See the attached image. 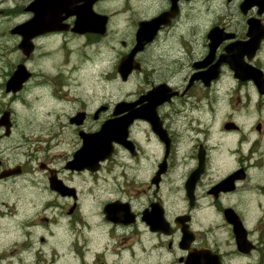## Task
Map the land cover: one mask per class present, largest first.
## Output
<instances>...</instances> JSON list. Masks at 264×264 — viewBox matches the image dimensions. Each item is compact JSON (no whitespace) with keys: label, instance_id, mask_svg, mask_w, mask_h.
<instances>
[{"label":"clouds","instance_id":"clouds-1","mask_svg":"<svg viewBox=\"0 0 264 264\" xmlns=\"http://www.w3.org/2000/svg\"><path fill=\"white\" fill-rule=\"evenodd\" d=\"M69 8L27 31L38 0H0V264H264V0Z\"/></svg>","mask_w":264,"mask_h":264},{"label":"flooded vegetation","instance_id":"flooded-vegetation-1","mask_svg":"<svg viewBox=\"0 0 264 264\" xmlns=\"http://www.w3.org/2000/svg\"><path fill=\"white\" fill-rule=\"evenodd\" d=\"M69 4H70V0H38V11H37V18L34 21V23H32L31 25H27L26 29L27 31H39L41 30L43 27L49 26L51 24H53L56 20L57 17V9H65V10H72L69 8ZM76 11L79 13V19L83 16V8L82 9H76ZM70 17H66V19H69ZM78 19V20H79ZM95 21L90 22V23H78V27L80 28H86V29H90L91 26L95 25V26H99L100 21H98L95 17H94ZM151 29L150 27L145 31V33L150 32ZM254 31H255V27H254ZM77 35H87V36H91L93 38H95L97 35H102L101 33L94 31V30H89V31H85L82 33H75ZM261 34H264V32H261ZM218 34H213L214 38L215 36H217ZM245 35H247V33H245ZM255 38L256 36H253V40L246 46L247 48H251L255 45ZM227 39L229 41L234 42L236 40V37L234 35H231L229 37H227ZM221 43H223V41H221ZM231 48H236L237 46L233 45L230 46ZM217 48H219V44L217 45ZM258 51V49H257ZM209 54L212 55V60L205 65H201V68L203 69H210L212 67V65L217 63V58L216 55L213 53L211 46H209ZM238 49H233L231 56L229 57V59L232 60V62H238ZM224 57L221 58L220 62L224 63L225 61L223 60ZM253 57H247V59H252ZM231 67V65H229ZM195 67V65H194ZM13 73H11L10 75H13ZM197 79H199L198 77H196L194 75V77L189 81V91L191 90L192 86L195 85V83L197 82ZM123 113H117L116 115H122ZM140 115L143 116H147L149 118L154 119V116L151 112V108H145L143 109L140 113ZM110 125L112 126V129L109 133H107L105 136L100 133L95 137H89L88 139H85V137L83 135L79 136L80 141L82 142L83 146H84V152L81 153L78 156V159H85L87 160L91 155L102 151L105 147H106V143H107V139L109 137H120V134L118 132L119 128H123V121H114L111 122ZM259 127V126H258ZM87 144L89 147H87ZM67 168V165H66ZM74 211V209H73ZM122 210L120 209H113V215L115 216H119L121 214ZM229 218L230 219H234V217L231 216V213H229ZM154 220L158 219L156 217L153 218ZM180 219V218H178ZM239 230V229H238ZM241 246L242 247H247V245L244 244L243 240H241ZM199 253H193L192 256H190V264H199L198 261V257H199Z\"/></svg>","mask_w":264,"mask_h":264},{"label":"water","instance_id":"water-1","mask_svg":"<svg viewBox=\"0 0 264 264\" xmlns=\"http://www.w3.org/2000/svg\"><path fill=\"white\" fill-rule=\"evenodd\" d=\"M35 21V20H34ZM31 22L29 25H31L32 23ZM95 21L94 17L91 15V13L87 10V8H83V16L78 20V23H90V22H93ZM149 27H146L145 28V31L148 29ZM254 31V29H253ZM256 40V38H255ZM233 65L237 68L238 72L242 75V76H245V77H249L250 76V70L249 68L245 67L244 65H241L239 64V62H233ZM16 75V73L14 72V74L12 76ZM19 76V74H17V77ZM15 79L14 78V82H15ZM261 87L264 88V82L261 83ZM112 129V126L110 124H107L104 128V131L102 132V134H107L111 131ZM122 129L119 128V134L120 136L122 135Z\"/></svg>","mask_w":264,"mask_h":264}]
</instances>
